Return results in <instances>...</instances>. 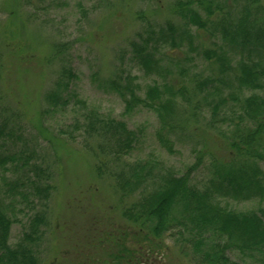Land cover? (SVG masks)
I'll use <instances>...</instances> for the list:
<instances>
[{
	"label": "rangeland",
	"instance_id": "1",
	"mask_svg": "<svg viewBox=\"0 0 264 264\" xmlns=\"http://www.w3.org/2000/svg\"><path fill=\"white\" fill-rule=\"evenodd\" d=\"M175 1L0 0V118L16 133L1 146L0 155L15 158L18 165L27 158L30 164L45 170L43 178L52 187L46 207L39 205L46 214L37 246L40 264H108L113 239L125 235L124 244H128V236L136 233L122 213L140 199L142 191L138 188L122 196L115 186V176L127 166L156 162V169L162 173L182 176L190 172V183L201 188L210 175V156L227 158L230 133L240 121V101L252 92L237 89L235 77L242 54L234 52L215 29L219 19H225L223 25L228 28L235 26L247 2L213 0L211 5L221 9L215 11L207 32L192 27L190 42L179 38L175 46H164L155 56L157 71L146 74L132 62L130 45L146 29L158 34L171 23L181 31L184 26L174 13ZM258 3L250 15L263 23L264 0ZM194 8L204 17L201 6ZM59 45L63 47L61 59L53 57ZM206 51L228 56L233 70L219 77L218 66L213 59L205 58ZM64 59L77 76L70 85L74 98L65 108L51 112L45 96L53 89ZM116 73L135 77L133 84L138 86L140 98L154 84L161 89L171 88L175 100L171 117L176 125V134L170 137L173 154L158 142L161 124L154 111L138 105L124 115L122 99L111 90L97 88L98 81L114 79ZM208 79L215 82L211 89L200 90L198 85L195 89L196 83ZM214 89L227 102L212 123L209 103L217 100ZM179 90L181 95H177ZM254 93L263 95L264 91ZM90 111L100 119L123 122L127 130L134 132L136 140L119 162H111V156L100 149L105 140L86 130L85 116ZM108 139L113 150L118 143ZM199 152L204 157L203 167L189 171ZM101 162L105 167L100 166ZM145 171L149 172L145 169L139 174ZM21 172L9 169L8 179L19 178ZM18 202L9 210L11 219L17 221L11 226L10 244L20 238L27 215L34 212L31 206L26 208ZM219 203L235 212L260 209L264 215V201L222 198ZM175 234L170 230L155 241L163 247L156 261L191 264L175 243ZM228 256L241 263L236 255Z\"/></svg>",
	"mask_w": 264,
	"mask_h": 264
},
{
	"label": "trees",
	"instance_id": "2",
	"mask_svg": "<svg viewBox=\"0 0 264 264\" xmlns=\"http://www.w3.org/2000/svg\"><path fill=\"white\" fill-rule=\"evenodd\" d=\"M212 1L176 0L173 9L182 20L183 29L180 31L171 23L159 29L158 34L146 29L130 45L132 62L146 74L156 72L158 62L155 56L160 49L167 45L175 46L179 38L190 42L192 27L197 28L198 32H207V25L215 11L221 9L218 5L212 6ZM259 1L246 0L243 15L235 26L228 28L223 25L225 19H219L216 25L218 29H215L234 52L242 54L237 63L239 73L235 77L237 89L252 92L240 101V121L227 138L230 140L227 158L220 159L211 154L210 175L203 180L205 184L201 188L190 183V172L182 176L162 173L156 169V162L127 166L126 170L120 171L114 182L122 196L130 195L138 188L142 196L122 213L134 226L136 234L128 236L127 245L124 244L125 235L117 241L113 239L109 245L108 264H162L156 261V255L163 247L155 241L162 239L170 230L175 231V243L191 264H264V215L261 210L235 212L219 203L222 198L264 201V93H254L264 91V22L260 23L250 15L251 8L260 5ZM194 6H201L204 17ZM13 14L14 11L10 10L9 15ZM208 36L211 37L210 34ZM61 52L62 45L56 46L53 57L60 56L61 59ZM204 56L217 64L219 77L233 70L231 60L221 52L206 51ZM61 64L53 89L45 96L51 112L65 108L69 99L74 98L70 85L77 76L67 60H61ZM133 80L135 77L131 75L116 73L114 79L98 81L97 88L117 94L124 104V115L130 114L138 105L154 111L161 124L156 135L158 142L166 152L173 154L174 143L170 137L176 134V125L171 117L175 112L174 93L171 88L161 89L154 84L145 91L144 98H140L136 92L138 86L133 84ZM217 80L222 82V79ZM214 83V80L208 79L196 83L195 89L197 85L200 90L203 87L211 89ZM181 94L179 90L177 95ZM213 96L217 100H211L209 105L211 122L215 123L227 101L217 94V89H214ZM85 119L86 130L94 137L105 140L100 149L111 156V162H119L131 150L136 140L135 134L127 130L123 122L100 119L93 111L88 112ZM8 126L0 118V148L16 135L15 129ZM108 138L118 143L113 150ZM199 155L200 152L189 171L203 167L204 157ZM15 161V158L0 155V264H40L37 246L46 225V214L39 205L46 207L52 187L43 178L45 170L38 165L30 164L27 158L18 160L21 161L19 165ZM100 166L105 167L103 162ZM100 166H97V171L101 170ZM9 169H21V176L15 180L8 179ZM145 169L149 172L140 175L139 171ZM153 169L157 171L151 174ZM18 201L26 208L31 206L29 209L34 212L27 215L20 238L10 244L11 226L17 221L11 219L9 210ZM228 254L239 257L241 263L232 261Z\"/></svg>",
	"mask_w": 264,
	"mask_h": 264
}]
</instances>
